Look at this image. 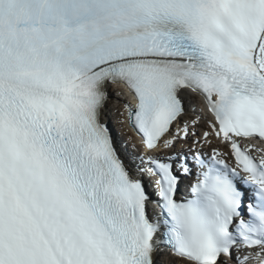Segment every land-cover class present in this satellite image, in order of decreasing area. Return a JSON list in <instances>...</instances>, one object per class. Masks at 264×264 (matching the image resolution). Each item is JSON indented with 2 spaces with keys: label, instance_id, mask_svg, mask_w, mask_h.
I'll list each match as a JSON object with an SVG mask.
<instances>
[{
  "label": "snow or ice",
  "instance_id": "6c2138e0",
  "mask_svg": "<svg viewBox=\"0 0 264 264\" xmlns=\"http://www.w3.org/2000/svg\"><path fill=\"white\" fill-rule=\"evenodd\" d=\"M251 141L264 0H0V264H264Z\"/></svg>",
  "mask_w": 264,
  "mask_h": 264
},
{
  "label": "bare ground",
  "instance_id": "6f19581e",
  "mask_svg": "<svg viewBox=\"0 0 264 264\" xmlns=\"http://www.w3.org/2000/svg\"><path fill=\"white\" fill-rule=\"evenodd\" d=\"M121 94L123 95V97L122 98H120V101H122V103H124V102H126V97H125V95H124V93L121 91ZM119 98V97H118ZM123 106V105H122ZM195 106V105H194ZM111 107V106H110ZM197 107V106H196ZM112 108V107H111ZM196 113H199L198 111H197V109H196V112H195V114Z\"/></svg>",
  "mask_w": 264,
  "mask_h": 264
},
{
  "label": "rangeland",
  "instance_id": "374dc122",
  "mask_svg": "<svg viewBox=\"0 0 264 264\" xmlns=\"http://www.w3.org/2000/svg\"><path fill=\"white\" fill-rule=\"evenodd\" d=\"M119 96H117V100L120 102V103H122V101H120V99L118 98ZM116 104H118V102L116 101L115 102ZM122 105H123V103H122ZM197 105H196V103H195V109H197V107H196ZM195 114V113H194ZM197 114V113H196ZM195 114V115H196ZM112 121L114 122V120L112 119Z\"/></svg>",
  "mask_w": 264,
  "mask_h": 264
}]
</instances>
